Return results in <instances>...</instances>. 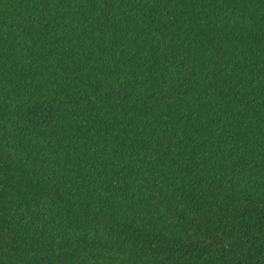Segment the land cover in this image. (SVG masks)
Instances as JSON below:
<instances>
[{
	"label": "trees",
	"instance_id": "16d2710c",
	"mask_svg": "<svg viewBox=\"0 0 264 264\" xmlns=\"http://www.w3.org/2000/svg\"><path fill=\"white\" fill-rule=\"evenodd\" d=\"M0 264H264V0H0Z\"/></svg>",
	"mask_w": 264,
	"mask_h": 264
}]
</instances>
